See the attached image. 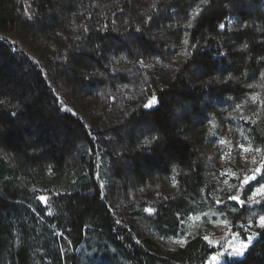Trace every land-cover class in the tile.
Wrapping results in <instances>:
<instances>
[{
  "label": "trees",
  "instance_id": "16d2710c",
  "mask_svg": "<svg viewBox=\"0 0 264 264\" xmlns=\"http://www.w3.org/2000/svg\"><path fill=\"white\" fill-rule=\"evenodd\" d=\"M244 2L0 0V264H203L219 248L194 213L264 215V201L215 205L203 176L200 128L217 106L238 108L264 67V14ZM229 13L244 26L221 33ZM256 233L230 264H264ZM167 238L183 243L167 250Z\"/></svg>",
  "mask_w": 264,
  "mask_h": 264
},
{
  "label": "rangeland",
  "instance_id": "374dc122",
  "mask_svg": "<svg viewBox=\"0 0 264 264\" xmlns=\"http://www.w3.org/2000/svg\"><path fill=\"white\" fill-rule=\"evenodd\" d=\"M261 3L264 5V0H262ZM244 5L248 8H253V11H260L264 14L263 9H259L255 4L252 5L249 0H245ZM221 23L225 25L223 29L218 27L221 33L236 32L241 30L244 26L242 21L239 20L234 13H229L225 16L222 21L219 22V24ZM3 37L9 38L23 51L31 55L29 49L21 45L18 39L16 40L6 35H3ZM218 45H221V52L225 53L226 49L223 39L218 42ZM258 77V79H254L249 85L253 91L245 94V100L238 105V108L235 109V106H232L231 108L223 109L217 106V122L211 120L209 122H213V124L207 123L200 128L201 136H206L208 134L207 131H210L209 141L202 146L203 170H205L203 176L205 177L206 183L210 184L212 187L210 195L213 198L214 204L217 206L229 205L233 200H229L228 196H235V194L242 189L240 188V182L245 176L252 175L254 169L257 167L264 168V158L262 157L263 150L261 147L259 148L257 142L256 145H254L255 143L252 141V137L254 138L255 134H257L255 131L262 132L260 126L264 125V92L260 91L262 87L258 91L255 87L257 81H261L264 84V67L261 69ZM210 102L212 104L214 103L213 100ZM244 121L249 122V124H255L257 129L253 131L247 129L248 127H246ZM169 181L170 183L168 182V188L166 190L175 193L176 191L173 189L175 186L173 178ZM260 183H264V178L260 177L259 182L253 184L252 189L244 195V201H248V197L251 196L252 190L258 187ZM242 191H244V189ZM151 198L156 199V196H151ZM197 200L199 205H211V201L206 198L205 190L201 191ZM217 200L223 201V203H217ZM135 202L138 204L137 201ZM247 203L251 205L255 204L252 202ZM214 211L213 208L210 209V213L206 212L208 214H205L204 211L206 215L204 218L202 214L198 215L194 213L189 220L191 224L204 220L205 225L207 224V229L210 231L206 236L208 239L205 240V242L214 250L219 248L217 252L210 254L203 264H230L234 261L243 259L246 252L256 240V236H253L252 241L249 242L247 241V237L252 234L251 232L256 233V229H259L256 226V222L260 215L239 216L241 217L240 220H244L243 223L234 224L230 219H226L227 215H218L216 211ZM231 211L234 212L233 210ZM249 221H252L251 227H248ZM241 225L245 226L243 227V235L238 233L239 235L233 237L231 234L237 233L235 228L241 227ZM244 235H246V239H244ZM163 240L161 244L165 245L167 250H174L181 244L179 240L173 238ZM241 241L248 243V249L245 250L244 255L242 257L229 255V252L240 247Z\"/></svg>",
  "mask_w": 264,
  "mask_h": 264
},
{
  "label": "snow or ice",
  "instance_id": "6c2138e0",
  "mask_svg": "<svg viewBox=\"0 0 264 264\" xmlns=\"http://www.w3.org/2000/svg\"><path fill=\"white\" fill-rule=\"evenodd\" d=\"M204 3L208 4L209 0H204ZM189 27H191V24H189ZM218 27L223 29L225 27V25L223 23H221V24L218 25ZM184 43L187 44L188 41L185 40ZM191 47L195 48V47H197V45L193 44V45H191ZM244 47H247V45H244ZM141 63H142V61H141ZM225 79H228V78L226 77ZM154 102H158V101H156L155 97H153L151 100H149V102L146 103L144 105V107H146V108L151 107ZM0 103H3V101H0ZM12 115L15 116V115H17V113H13ZM158 139H159V137L153 136L151 140L145 139L143 144H144V146H150L154 142L158 141ZM241 147H243V146H241ZM258 176L264 178V168L257 167V168L254 169V172H253L252 175L245 176V178L240 182L241 188H244V187L248 186L251 182L256 181ZM100 187L103 188L104 185H101ZM100 195L103 196V192H101ZM257 197L259 199H257ZM37 199L40 202L47 203L48 197L39 196V197H37ZM228 199L229 200H233V201H237V203H239L241 206H243L247 202H252V203H255V204H259V203H261V201H264V183H260L258 187H255L252 190V194H251V196L248 197V201L241 200L240 197H239V194L235 195V196L230 195V196H228ZM217 203H223V201L217 200ZM144 211L149 213V214H153L156 210L151 208V207H149V208H145ZM233 211H235V209H233ZM117 223H119V221H117ZM251 225H252V221H249L248 227H251ZM256 226L259 229L264 230V215H260L259 216V218H258V220L256 222ZM241 227L243 228L245 226L241 225ZM58 235H62V234L58 233ZM231 235L233 237H235V236H237L239 234L238 233H232ZM256 235H259V233L250 234L247 237V241H249V242L252 241L253 236H256ZM204 239L207 240L208 238L204 237ZM180 243H183V241H180ZM246 249H248V243L245 242V241H241L240 242V247L237 248V249H234L233 251L229 252L228 254L229 255L238 256V257H242L244 255Z\"/></svg>",
  "mask_w": 264,
  "mask_h": 264
}]
</instances>
